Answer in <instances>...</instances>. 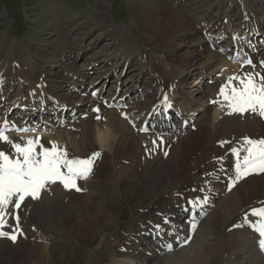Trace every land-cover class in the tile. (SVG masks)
I'll use <instances>...</instances> for the list:
<instances>
[{
	"label": "bare ground",
	"instance_id": "1",
	"mask_svg": "<svg viewBox=\"0 0 264 264\" xmlns=\"http://www.w3.org/2000/svg\"><path fill=\"white\" fill-rule=\"evenodd\" d=\"M156 2V8L150 7L148 9L152 15L147 28L151 30L154 38L161 40L162 43H160L163 45L162 47L164 49L166 48L168 54L171 55L173 53L171 56L168 55L169 57H167L166 61V65H168L171 70L169 73H172V80L168 78L163 80L160 77V69H164L165 64L164 66L159 64V66L153 67V69H156L154 73H149L151 78L148 80L147 84L145 80L142 82V77L147 75L151 66L149 65V67L145 63L144 55L140 52L138 42L133 39L132 41L125 39V47L121 50L122 52L118 59H116V52H103L106 55L104 56L105 59L102 62L101 68L105 69L106 74L104 73L105 75L102 78L104 82L102 83L103 85L108 84V78L110 75H113L117 68H121L122 72H125V74L128 73L129 75L134 72V74L130 76L131 80H129L128 83H125V81L119 83L117 81V84H115L117 86L115 87H124V89L130 91L131 94L139 92V96L143 98L150 99V93L156 96L154 101H150L152 102L150 112L144 114L145 117L142 123L139 122L141 124L140 129L146 128L148 132L174 133L177 131V125H179L178 131H180L182 125H191V121H193L192 115L197 113V110H195L196 108H194V110L192 108L194 105H203L198 103L201 99L196 98L201 94L200 88H197L200 82L194 83L196 81L194 79L193 88H195V90L192 89V93H195L194 96H192L191 92L186 93L183 91L185 83H183V79H185V76L188 74L177 62L180 57L176 55L178 58L174 59V53L176 54L177 47L172 45L175 38L179 35L184 36L192 32L193 29L190 28L189 19L193 16H189L188 11H184L188 9V7L186 5L187 3L184 4L186 6L182 7L183 0H156ZM251 3L261 2L260 0H252ZM233 4L234 3H231L230 6L233 11H235V6H233ZM263 4L261 5L262 7L260 6V9L258 8V15L260 14L264 17ZM147 5L148 4L145 3L143 6L145 7ZM102 10L103 8L101 7V11ZM190 10L191 9H189V11ZM193 13H195V11ZM235 15L236 14L233 13L228 17L229 19L227 18L228 20L226 19V27L232 26V17L234 18ZM217 16L211 18L210 25L208 26L209 29H214V26H216L215 24L218 22ZM98 18L101 24L105 26L106 31H116V28L111 27L112 24L103 11L98 13ZM247 21H249L248 18L246 22ZM260 24L255 25V28L252 27L247 31V35L250 34L251 44L257 41V35H262L264 32V22ZM247 26L246 23L240 25L242 29L247 28ZM33 37L34 36L30 33L25 35L24 43L19 45V51L21 52L20 57L14 54L10 59L12 67L14 66V72L11 71L9 66L6 67V64H1L0 66L1 85L14 84L21 86L24 83L28 86V89L25 92L23 91L22 96L15 100L17 106H13L11 111L5 110L1 113L0 125H5L6 129L14 128L17 132L19 130H21V132L24 131V129L31 125V118H23L21 123H18L16 121V116L22 112H20V110L25 108H28L30 111H32L33 108L42 109L44 113L43 118L45 119L44 125L47 122H55L58 120V112H61L63 115L62 117L68 120L75 118L76 115L82 118H80V120L83 122V127L70 136V138L76 137L81 139V142H87L88 139L92 140V138L90 139L91 135L88 133L98 131L100 135L91 142L98 145V150L100 151L110 149L112 162L115 163L116 160L120 159L124 161V164H121V166L116 169V174H114V171L111 173L112 175L119 176L113 183V188L116 192H119L122 196L129 193L135 194L138 192L139 188L145 187L146 181L150 176L161 179L164 178V176L160 174L162 173L160 171L162 168L164 170L165 163L155 165L151 155H143L144 157L141 154L138 155L140 152H138V149L134 148V143L132 142L133 145L131 143V139L134 138V136L131 134L129 127H127V122L128 124H130V121L133 123L134 120L131 118L134 117L130 113L135 114L136 117L138 111L131 112L127 108H123L120 104L121 102H117V104L115 103L117 109H114V111L102 113L100 108H98L99 112L97 113L93 111V109L97 107L90 105L87 110L88 112L85 113L81 108L82 106L80 107L78 103V97H81L83 93L82 95L80 93L81 96L75 95L74 101L73 103L71 102V104L56 102L57 100L52 96L55 94L54 89H57V91L62 89L60 85L62 80L63 83H67V87L70 88L72 86L70 89L71 92L72 89L75 92L74 88L76 84L81 86L85 81V76L82 72H93L97 64H99L97 59H91L88 64L83 65L84 67L76 71V65L74 64L76 58L70 57L71 59L68 60L69 64L63 65L61 63L62 65L59 66L61 72L68 75L67 78L58 71L54 73V76L46 74L45 78H42V74L40 72L37 73L36 67L28 63L32 57H35L31 53ZM100 38L101 37L96 38L95 42L97 43L100 41ZM199 46H201L200 49L198 48L192 51L193 56L190 60L191 64L189 65L192 72L200 69L202 70L208 64H214L213 60L214 57H216V55H212L208 51L212 50L209 48L212 47L211 44H208L209 47H205L203 43H199ZM83 52L82 54H84ZM235 52L236 61L239 60L240 62H244L248 58L252 60L254 65L253 69L246 67V74L260 73L264 75V68L262 70L259 68L262 59L256 62L247 51L242 52L237 50ZM203 54L205 55L204 59L200 62L199 57L202 58ZM137 56H139L137 59L138 62L134 64L133 61ZM113 60L116 63L111 65ZM256 63L258 66H255ZM21 64L28 66L27 71L24 72V69L20 68ZM233 76L234 75L231 77ZM244 76L242 75L241 78ZM229 77L227 76V78L223 79L224 81L222 80L223 83L221 81L220 86L224 85ZM58 79L60 81H58ZM174 79H177L178 82L173 83ZM256 79L259 82V76H257ZM232 84L236 86L237 81H233ZM127 93L128 92H125V94ZM179 94L182 97L179 98ZM218 94L219 93L212 95L213 101L218 99ZM165 95L168 97V101L171 104V107L168 108L167 111H165V106L163 104ZM3 97H5V95L0 94V108L5 106L4 101L7 100L6 98L2 99ZM35 100H38L37 104H35ZM220 101H223V99L220 98ZM176 102L179 104L178 110L176 108L174 109ZM51 103L55 105L58 103L56 105L57 107L53 108V110L47 107V104L49 105ZM216 104L218 103L211 102L210 106L207 108V112ZM223 104V111H228L227 102L225 101ZM187 108H191L188 110L191 115L185 113L181 121L174 122L172 118V116L175 115L174 113L183 112ZM56 110L58 112H55ZM115 113H118L121 118L119 117V119L115 116ZM102 114L103 117L97 120V115L101 116ZM124 115L129 116L130 120L124 119ZM219 116L217 112H214L207 123H203L202 120H200L201 126L203 127V134L195 135L191 141L187 143L188 145L182 148V154L175 156L173 159L170 153L167 158V164L171 163L168 167H172L174 170H176L177 162L181 164L180 167H177L178 170H176L180 182L172 186L170 179H166V182L172 187V192L182 188L184 176L188 172L195 171L194 165L204 164L205 161L201 160L203 154H211L210 164L206 166L208 167L207 177L204 179L205 182H199L201 184L198 188V192L192 195L189 194L183 202L185 203L184 205L182 204L178 210H173L171 214H163L162 217L158 218L157 222L155 221L156 223L152 222L142 227V230L137 229L131 231L125 240V244L118 247L119 250L115 255L117 259L113 264H130L131 262L136 264H264V251L259 248L257 233H255L250 226L255 223L257 219L251 216L252 209L264 208V173H253L244 177L235 184L231 191H228L226 188V185L230 183L234 177L233 166L235 157L232 156L231 149L233 147L239 148L243 144V138L245 137L250 139L264 138V119H261L260 116L252 114L251 112H246L243 115L231 114L230 117L229 115ZM102 130L104 131L100 133ZM5 134L8 135L7 133ZM57 136L59 139H62L60 135ZM26 137H30V135ZM58 141L59 140H57V142ZM224 141H228L229 143H225L223 147H221V142ZM149 144V147L152 146L154 148L153 142H149ZM63 145L66 144L63 143ZM151 149L152 148L149 150ZM98 150H96L95 153H100ZM200 152L202 155L199 156ZM85 154L84 152L81 153L79 158H89ZM241 155H244V153H241ZM219 157L224 158L223 165L217 162V158ZM140 159H142L141 164ZM139 166L142 167V171L140 174H136L135 172H137ZM101 167L102 165L100 163H94L92 172L88 176V181L84 182V179H78L76 181L77 187L82 189V191L78 192L75 188L65 189L62 184L57 181L56 183L47 185L46 188L41 191L38 199L33 200L31 197H26L25 200H29L30 203H32L34 210H31V212L26 215L25 221L19 220V229L16 234L15 242L6 237H2L4 240H8L9 244L5 245L2 241L0 242V264H60L57 250L60 247L68 245L71 241V237H75L80 243H85L91 237L100 233L98 226L104 223L110 216L109 213L116 209V204L105 197L106 189L103 188V180L107 176V169L104 168L98 171ZM209 173H212V175H209ZM131 174H136L134 181L124 178ZM53 185L56 187L58 186L59 189L57 188L54 191ZM91 188L94 190L93 193L89 192ZM204 196L208 197L207 202L199 204L194 209L187 203L188 200L193 199L202 201ZM99 198H101V201H98ZM61 199H63V201H60ZM11 208L12 207L9 206V213H13V208ZM185 208L191 210L185 212L183 210ZM23 209L25 210L24 205L19 208L18 215L24 211ZM248 212L250 218L249 225H245L246 227L243 228L238 226L237 224H242V218L247 215ZM36 216H38V219ZM165 216L169 218V224H163V218ZM193 218L196 220L197 227L195 231L191 233L192 238L190 243L184 246V240L189 235L188 229ZM7 219L9 227H6L4 231L11 232L16 226L11 221L12 216H8ZM72 221L75 224L74 227L70 226ZM155 224L162 225V230L159 233H156L155 229L152 227ZM55 228H59V233L55 232ZM71 229H73V231H70ZM19 234L22 237V241L18 240ZM47 242H49V245H47ZM143 242H145V244ZM169 244L171 245L170 250L166 247ZM140 246H144L145 248H141ZM131 251H134L135 254H130ZM68 264H90V259L88 257L86 258V256H76L75 259L69 261Z\"/></svg>",
	"mask_w": 264,
	"mask_h": 264
},
{
	"label": "rangeland",
	"instance_id": "2",
	"mask_svg": "<svg viewBox=\"0 0 264 264\" xmlns=\"http://www.w3.org/2000/svg\"><path fill=\"white\" fill-rule=\"evenodd\" d=\"M183 1L182 7L186 5L188 7V9H185L184 11H188V15L193 16L189 19L190 28L193 30L192 32L187 33L188 35H179L175 38L172 43V45L177 47L176 54L174 53V59L178 58L176 55L180 57L177 62L182 66V69H185L184 71H187L186 73L188 74L185 76V79H183V83L185 82L183 86L184 92L192 93V89L195 90V88H193L194 83L200 82L197 88H200L201 94L196 98L201 99L198 103L203 105L196 104V106L194 105L192 107L193 110L194 108L197 110V113L192 115L193 122L190 126L183 127L180 132L154 133L148 134V136L140 134L138 129L140 127L139 122L142 123L143 118L145 117L144 114L146 112H150V107L152 105V102L150 101H154L156 96L150 93V99L143 98L139 96V92L131 94V92L125 90L124 87H115L117 86L115 85L117 84V81L119 83L123 81L128 83L129 80H131L130 76L134 74V72L130 75L128 73L125 74V72L121 71V68H117L113 75H110L108 78L109 83L103 85L102 82L104 81L102 78L106 73L105 69L101 68V66L105 59L104 56L106 55L103 52H116V59H118L121 55V50L125 47V39H129L131 41L133 39L138 42L140 52L144 55L145 63L147 66H151H149L150 68L147 75L142 77V82L145 80V83L147 84L148 80L151 78L149 73H154L156 69H153V67H157L159 64L161 66H164L165 64V70L160 69V77L163 80H165V78L172 80V73H169L171 70L170 67L166 65V61L167 57L173 55V53L171 55L168 54L166 52V48L164 49L162 47L163 45L161 44V40L154 38L151 30L147 28L152 15L148 9L150 7H157L156 0H0V66L1 64H6L5 66H9L11 71L14 72V66L12 67L10 59L14 56V54H17L20 57L21 52L19 51V45L24 43L25 35L28 33L34 36L31 53L35 56L32 57L28 63H31L36 67L37 73L40 72L42 74V78H45L46 74L54 76V73L57 71L67 78L68 75L66 73L63 74L59 66L62 64H69L68 60L72 57L76 58L74 60L76 71H78L81 67H84L83 65L88 64L91 59H97L99 64H97L93 72H82L85 76L83 85L78 86L79 84H76V87L74 88L75 92L73 89L71 92L70 89L72 86L70 88L67 87V83H63L62 80V83L60 82L62 89H59L58 91L57 89H54V99H56V102L59 103L71 104V102L73 103L74 101L75 95L81 96L83 93L81 97H78V103L80 107L82 106L81 108L85 113L88 112L87 110L90 105L100 108L102 113L114 111V108L111 107V103L114 102L116 104L117 102H121L120 104L122 107L127 108L131 112L138 111V113H136V117L135 114L130 113L134 117L131 118L134 120L133 124L131 122L128 124L127 122V127H129L131 134L134 136V138L131 139V143L133 142L134 148L138 149V152H140L138 155H151L153 158L152 161L155 165L165 163L164 166L166 167H164V170L162 168L163 171H160L162 172L160 174H162L164 178L161 179L150 176L146 181L144 188H139L138 192L135 194L129 193L122 196V194L116 192L113 188V183L119 176L112 175L111 173L114 171V174H116V169L119 168L121 164H124V161L120 159L116 160L115 163L112 162L110 149L100 151L98 150L99 146L91 142L100 135L98 134V131L88 133L91 135L90 139L92 138V140L88 139L87 142H81V139L79 138H70V136L83 127V122L80 120L81 117L75 115V118H72L71 120L64 119L56 122H47L45 126H43L42 124L45 119L43 118L44 113L41 109H33L30 111L28 108H25L26 110L23 109L22 112L20 110V118L30 117L32 120L31 126H36L37 128L36 131L32 133L33 137L31 135L30 137H26L29 136L28 134L14 136L12 135V132H10L11 134L7 133L8 135L5 134L10 141L22 144L24 141L28 140L27 138L36 139L38 137L40 144H43L44 147L50 149L52 145L55 144L58 149L66 151L69 159L79 158L83 152L86 153L85 155H87V157H90L96 152V150H98V152H100V156L95 158L94 163H100L102 165L103 168L101 167L98 171L103 170L104 168L107 169V176L104 180L102 179L104 181V183L102 182L104 187H102L106 189V199L113 201L116 204V209L113 212H110V216L106 219V221L98 226L100 233L91 237L87 242L80 243L77 239H75V237H71V241L68 245L60 247L57 250L60 264H68L69 261L72 259L74 260L76 256L88 257L90 259V264H113V262L117 259L115 255L119 250L118 247L125 244V240L131 231L137 229L142 230V227H145L152 222L156 223L158 218L162 217L163 214H171L173 210H178L182 204L184 205L185 203L183 202L189 194L192 195L197 193L201 184L199 182H205L204 179L207 177L208 167L206 166H209L210 164L211 154L207 153L202 155L200 152L199 156L202 155L201 160L205 161L204 164L194 165L195 171L188 172L184 176L182 188L172 192V187L166 182V179H170L172 186L178 184L180 179L176 170H178L177 167H180L181 164L176 161V170L172 167H168V165L170 166L171 164H167L169 154L171 153L172 158L174 159L175 156L182 154V148L186 147L188 145L187 143L190 142L195 135L203 134V127L201 126L200 120H202L203 123H207L211 119L214 112H217L220 116L229 115L228 111H223V102L225 101H220L215 106H212V109L210 108L208 112L207 108L214 100L212 95L219 93L218 89L221 87L220 85L223 79L227 78V76L231 77L232 75H234L233 77L246 75V67L243 63H240L231 57L235 51H243L247 49L250 51L252 58H255L256 62L261 59L264 61V32L262 35H258L257 41L254 44L256 46H250V35H247V31H245L246 28L242 29L240 27V25L246 23L248 25L247 27L250 29L255 27V25L260 23L262 24L264 22V17L260 14L258 15L259 9L262 7L261 5L264 3V0H260L261 3H251L252 0ZM145 3L148 5L144 7L143 5ZM231 3H234L233 6H235V11L231 8ZM101 7L103 8L102 11L111 22V27L116 28V31H106L105 26L101 24V21L98 18V13L102 12ZM189 9L191 10L189 11ZM194 11L195 13H193ZM233 13L236 15L234 18L232 17V26L226 27L227 24L225 21H227L229 19L228 17ZM214 16L218 17V22L215 24L216 26H214V29L211 28V30L208 26L210 25L211 18ZM247 18L249 21L246 22ZM234 36L238 37L235 41L233 40ZM98 37L101 38L100 41L96 43L95 40ZM245 40H247V43L244 42ZM199 43H203L205 47H209L208 44H211L212 47L209 48L212 50L208 51L212 55H216V57H214L213 60L214 64H210L212 66L208 64L204 67V69L192 72L189 68V65L191 64L190 60L193 56L192 51L194 49H200L201 46H199ZM221 49L224 51H221ZM82 52L85 55L82 54ZM204 56L205 55L203 54L202 58L199 57L200 62L204 59ZM138 57L139 56L134 59V64L138 62ZM115 63L116 62L113 60L111 65H114ZM256 64L255 66L258 65ZM20 68L24 69L23 71L25 72L27 71L28 66L21 64ZM58 81L60 80L58 79ZM174 82L177 83V79H174L173 83ZM27 89L28 86L24 83L21 86L14 84H0V94L5 95L2 99H7L4 101L5 103L3 102L5 107L0 108V115L5 110L9 109V111H11L13 106H17V102L15 100L18 97H21L23 91L25 92ZM76 91H78V93ZM125 92H128V95L125 94ZM93 93H96V95L94 96ZM194 95L195 93H192V96ZM178 97L180 98L182 96L179 94ZM34 102L37 104L38 100H35ZM49 105L52 106V108H50V106L48 108L51 110L57 107L54 103ZM174 107L178 108L179 104L176 102ZM190 109L187 108L183 112H177L174 116H172V118H174L175 122L180 121L184 117L185 113L191 115L190 111H188ZM55 112L58 111L56 110ZM58 115H61V112H58ZM115 116L118 118L120 117L118 113H115ZM230 116L231 115H229V117ZM100 117H103V114ZM20 118H18L17 115V120H20ZM40 126H43L44 128L42 129ZM178 128L179 125H177V130ZM103 131L104 130L100 131V133ZM35 133L36 136H34ZM57 135H60L62 139H59ZM161 139L164 142L163 145L160 144ZM57 140L59 141L57 142ZM153 141H156V146L154 148L152 146L149 147V142ZM63 143L66 145H63ZM150 148L152 149L149 150ZM0 151H4L10 156L13 153L10 144L2 142H0ZM165 152H167V155H165ZM141 161L142 159H140V164ZM141 171L142 167L139 166L137 168V172L135 173L140 174ZM136 174H131L130 176H125L124 178L134 181ZM88 178L83 181H88ZM53 186L54 191L57 188L59 189L58 186ZM193 189H195V191H193ZM89 192L93 193L94 190L91 188ZM60 201H63V199ZM98 201H101V198H99ZM23 205L25 206V210L23 209L24 211L20 213L19 220L25 221L26 215L30 213L31 210H34V207L29 200H24L21 206L23 207ZM158 213L162 215H158ZM247 215L249 216V212ZM36 218L38 219V216H36ZM237 225L242 228L246 227L244 224ZM70 226H75L73 221L70 223ZM70 231H73V229ZM55 232L59 233V228H55ZM18 240L22 241L20 234L18 236ZM1 241L5 245L9 244L8 240H4L2 237L0 238V242ZM190 241L191 240L185 243L184 246L188 245ZM143 243L145 244V242ZM47 245H49V242H47ZM141 248L145 247L143 246ZM130 254H135V252L131 251ZM130 264L136 263L131 262Z\"/></svg>",
	"mask_w": 264,
	"mask_h": 264
},
{
	"label": "snow or ice",
	"instance_id": "3",
	"mask_svg": "<svg viewBox=\"0 0 264 264\" xmlns=\"http://www.w3.org/2000/svg\"><path fill=\"white\" fill-rule=\"evenodd\" d=\"M238 37L234 36L233 40ZM221 51H224L221 49ZM233 59H237L233 57ZM245 64H252L251 60H245ZM261 67L264 68V61H261ZM259 76V82L256 77ZM237 81V85L233 86L232 82ZM95 96L96 93H93ZM220 98L227 102L228 114L243 115L246 112L260 116L264 119V75L260 73H247L244 77H229L227 82L219 89L218 99L212 103H219ZM163 104L165 111L171 107L168 97L165 95ZM94 112H99L98 108L93 109ZM97 120L101 117L97 115ZM124 119H129V116L124 115ZM131 122V121H130ZM14 130V129H13ZM31 129H24L29 131ZM140 131H147L146 128H141ZM6 126L0 125V142L10 144L13 153L10 156L4 151H0V237H6L13 242L16 240V234L19 229V216L13 215L16 209L21 207L22 202L26 197H31L33 200L39 198L40 193L47 185L59 181L65 189L75 188L76 191H82L76 185L78 179H87L92 172L95 158L100 156V153H93L91 157L86 159L72 158L69 159L66 151L58 149L55 144L52 147L46 148L40 144L39 138L28 139L21 143H14L5 135ZM163 140L160 144L163 145ZM228 141L221 142V147ZM153 146H156V141H153ZM39 147V151H37ZM147 151V149H146ZM244 153V155H241ZM231 154L235 157L234 177L230 183L226 185L228 191L235 186L244 177L253 173H264V138L250 139L243 138V144L237 148L231 149ZM167 155V152H165ZM224 158H217V162L223 165ZM63 169V171H62ZM212 175V173H209ZM195 191V189H193ZM202 191V189H201ZM207 196L203 200L193 199L187 203L194 209L201 203H206ZM13 207V213L8 212L9 206ZM185 212L191 209H183ZM158 215H162L158 213ZM8 216H12L16 220V227L11 232H6L4 229L9 227ZM251 216L257 218L256 222L251 224L253 231L257 233V241L259 248L264 251V208H253ZM249 216L245 215L242 218V224H249ZM168 217L163 218V224H169ZM156 233L162 230L161 224L152 226ZM197 227L195 218L189 226V235L185 238L184 243L191 240V233ZM169 250L171 245L166 246Z\"/></svg>",
	"mask_w": 264,
	"mask_h": 264
}]
</instances>
